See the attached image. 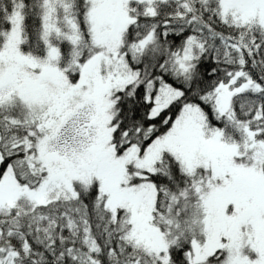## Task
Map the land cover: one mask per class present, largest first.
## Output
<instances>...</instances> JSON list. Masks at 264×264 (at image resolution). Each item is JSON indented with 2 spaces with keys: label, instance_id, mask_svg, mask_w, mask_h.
I'll return each instance as SVG.
<instances>
[{
  "label": "snow or ice",
  "instance_id": "obj_1",
  "mask_svg": "<svg viewBox=\"0 0 264 264\" xmlns=\"http://www.w3.org/2000/svg\"><path fill=\"white\" fill-rule=\"evenodd\" d=\"M0 264H264V0H0Z\"/></svg>",
  "mask_w": 264,
  "mask_h": 264
}]
</instances>
